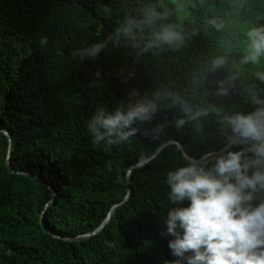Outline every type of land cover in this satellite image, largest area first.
I'll list each match as a JSON object with an SVG mask.
<instances>
[{
	"label": "trees",
	"instance_id": "obj_1",
	"mask_svg": "<svg viewBox=\"0 0 264 264\" xmlns=\"http://www.w3.org/2000/svg\"><path fill=\"white\" fill-rule=\"evenodd\" d=\"M148 2L158 0H0V264L174 259L169 238L160 233L168 207L166 172L184 163L175 144L133 169L129 197L96 234L61 238L45 228L71 238L93 231L125 199L130 165L168 140L179 141L196 159L223 148L224 115L253 108L246 85L264 89L253 75L264 70V57L257 65L239 64L248 29L264 25V0H165L169 21L186 34L183 46L138 54L128 43L107 41L126 13ZM104 5L111 6L110 15ZM212 17L225 23L223 30L207 23ZM42 37L47 44H40ZM96 41H106L96 59L72 55ZM224 54L228 64L210 71V60ZM233 65L239 70L235 88L216 96V82ZM132 89L179 93L194 108L210 111L177 128L183 113L162 98L153 119L138 122L130 142L109 151L93 145L86 124L96 107L126 105Z\"/></svg>",
	"mask_w": 264,
	"mask_h": 264
},
{
	"label": "clouds",
	"instance_id": "obj_2",
	"mask_svg": "<svg viewBox=\"0 0 264 264\" xmlns=\"http://www.w3.org/2000/svg\"><path fill=\"white\" fill-rule=\"evenodd\" d=\"M176 10L179 12L180 5ZM102 11L110 15L112 8L104 5ZM171 15L165 0L141 3L137 10L123 16L107 41L115 47L122 41L128 43L138 49V54L165 46L179 48L187 38L169 21ZM207 23L218 31L225 27L216 17ZM246 36L248 47L239 64L257 65L264 57V25L250 27ZM40 44H47V37H42ZM105 44L96 41L74 50L72 55L81 61L94 60ZM209 64L210 71L223 68L228 64L227 54L213 57ZM253 75L264 83V70ZM238 76L239 70L233 65L231 73L216 82L215 95L228 96ZM245 91L253 108L224 115V148L199 159L185 155L182 165L166 172L168 207L162 213L164 228L160 235L169 238L167 246L174 259L168 264H264V89L258 90L252 83L245 86ZM127 96L126 105L120 102L112 108L96 107L86 124L93 145L109 151L130 142L139 131L138 122L152 120L162 98L170 106L180 107L183 115L175 119L177 128L206 117L210 111L209 106L194 108L171 91L148 95L132 89Z\"/></svg>",
	"mask_w": 264,
	"mask_h": 264
},
{
	"label": "water",
	"instance_id": "obj_3",
	"mask_svg": "<svg viewBox=\"0 0 264 264\" xmlns=\"http://www.w3.org/2000/svg\"><path fill=\"white\" fill-rule=\"evenodd\" d=\"M3 131H4L6 134H8L7 131H5V130H3ZM10 142H11V139H10ZM170 144H175V145H176V146L182 151V153H183L184 156H185V155L190 156V155L185 151L183 145H182L179 141H177V140H168V141L162 143L160 146H158V148H157V149H156V150H155V151H154L149 157H147V158H145L144 160H141V161H139V162H137V163H134V164L130 165V167H129L128 170H127V175H126V182H127V184H128V191H127V194H126V196H125V199H124L123 201H120V202H118V203H116V204H114V205L112 206V208H111L110 211L108 212L106 218L101 222V224H100L96 229H94V230L91 231V232L81 234V235H79V236H77V237H74V238L61 236V235L57 234L56 232H54L53 230H51V229H49V228H47V227L45 226L46 230H47L49 233L53 234L54 236L61 237V238H70V239H79V238H81V237H83V236H84V237H85V236L88 237V236H91V235L96 234L97 232H99V231H100L101 229H103L104 226L110 221V219H111V217H112L113 209H114L116 206H118V205H120L121 203H123V202L129 197L130 192H131L130 182H131V174H132L133 169H134L136 166H141V165L146 164L149 160H151L152 158L156 157L159 153H161V151H162L166 146H168V145H170ZM223 148H224V147H223ZM223 148H221V149H219V150H215V151H220V150H222ZM211 152H213V151H211ZM190 157H192V156H190ZM192 158H193V157H192ZM194 159H196V158H194ZM8 164H9V166L11 167V163H10L9 158H8ZM54 193H55V192H54ZM52 201H53V199H51V200L47 203V205H49ZM42 222H44V221H43V218H42Z\"/></svg>",
	"mask_w": 264,
	"mask_h": 264
}]
</instances>
